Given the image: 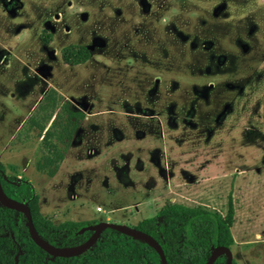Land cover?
<instances>
[{
    "label": "rangeland",
    "instance_id": "rangeland-1",
    "mask_svg": "<svg viewBox=\"0 0 264 264\" xmlns=\"http://www.w3.org/2000/svg\"><path fill=\"white\" fill-rule=\"evenodd\" d=\"M0 165L54 226L153 217L178 250L159 210L230 199L234 262L264 264V0H0Z\"/></svg>",
    "mask_w": 264,
    "mask_h": 264
},
{
    "label": "trees",
    "instance_id": "trees-1",
    "mask_svg": "<svg viewBox=\"0 0 264 264\" xmlns=\"http://www.w3.org/2000/svg\"><path fill=\"white\" fill-rule=\"evenodd\" d=\"M76 55H84L87 50L78 47ZM69 48H67L68 50ZM67 62H76L73 56L65 55ZM43 98H47L52 103L57 100L54 90L46 91ZM53 107H55L53 105ZM43 111L46 107L41 105ZM67 111V120L75 116V112L69 110L65 105L60 107ZM52 109V108H51ZM57 115V113H56ZM55 115V117H56ZM54 117V118H55ZM77 119V118H76ZM54 120V119H53ZM52 120V121H53ZM28 121V122H27ZM30 123L43 131L39 121L33 115L26 119ZM52 124V123H51ZM76 122L71 123L69 133L76 128ZM43 132V141L47 147L51 146L50 137L53 133ZM0 165V181L7 195L19 201H27L34 226L38 233L47 241L58 246H68L84 241L89 235V231L78 234L77 230L85 223L74 225L70 222L54 226L50 221L41 218L37 214L36 208L32 205L36 203V195L29 181L16 176H4ZM15 194L17 197L12 196ZM234 208L232 201L227 202V210L224 216L211 212L207 209L188 207L179 203H169L157 212L156 216H174L185 220L186 230L184 236L185 245L177 249L176 240L170 237L167 232L164 239H161L156 231L150 229L154 226L153 217L141 220L136 227L151 234L161 244L168 264H204L210 250L215 245L230 246L233 243L231 235V225L233 223ZM162 230V225L156 226ZM65 240L69 244H57V241ZM225 255L216 258L213 264H224ZM0 264H160L156 251L146 242L126 236L114 229L106 228L99 238L86 251L79 255L70 257H50V255L37 246L29 237L26 218L23 213L9 209L0 203ZM232 264H236L234 260Z\"/></svg>",
    "mask_w": 264,
    "mask_h": 264
},
{
    "label": "water",
    "instance_id": "water-1",
    "mask_svg": "<svg viewBox=\"0 0 264 264\" xmlns=\"http://www.w3.org/2000/svg\"><path fill=\"white\" fill-rule=\"evenodd\" d=\"M0 203L9 208L16 211H19L24 214L26 218V227L29 234V237L33 240V242L39 246L41 249H43L45 252H47L50 257H70L75 256L83 253L86 251L91 245L96 241V239L99 237L100 232L105 228H111L114 229L122 234L134 237L136 239L142 240L149 244L157 253L160 264H168L163 248L161 244L149 233L140 230L139 228L129 226L124 223H116L111 221H104V220H96L93 223L84 226L78 230L79 233H81L83 230H91V234L89 237L79 243L74 245H68V246H58L55 244L50 243L46 239H44L36 230L33 220L31 211L28 205L27 201H19L15 198L10 197L6 194L4 191L1 181H0ZM225 255V261L224 264H232V251L229 246L226 245H215L211 248L210 253L205 260L204 264H213L216 258L220 255Z\"/></svg>",
    "mask_w": 264,
    "mask_h": 264
},
{
    "label": "flooded vegetation",
    "instance_id": "flooded-vegetation-1",
    "mask_svg": "<svg viewBox=\"0 0 264 264\" xmlns=\"http://www.w3.org/2000/svg\"><path fill=\"white\" fill-rule=\"evenodd\" d=\"M211 212H213V211H211ZM104 221H106V220H104ZM93 222H94V221L89 222V223H85V224L81 225V226L79 227V229L82 228V227H84V226H87V225H89V224H91V223H93ZM111 222H112V221H111ZM133 227H136V226H133ZM136 228H138V227H136ZM79 229H78V230H79ZM105 229H106V228H105ZM105 229H103V230L100 232V235H101V233H102ZM150 229H152V227H150ZM157 229H158V228H157ZM78 230H77V233H78V234H82V233L85 232V231H89V235L91 234V230H87V229H85V230H83L81 233H79ZM140 230H141V229H140ZM152 230H153V229H152ZM142 231H143V230H142ZM145 232H146V231H145ZM167 232H168V231H165V236H166ZM147 233H148V232H147ZM168 233H169V232H168ZM157 234H158V233H157ZM169 234H170V233H169ZM89 235L87 236V238L89 237ZM100 235H99V236H100ZM124 235H125V234H124ZM150 235H151V234H150ZM126 236H128V235H126ZM158 236H159V235H158ZM130 237H131V236H130ZM159 237H160V236H159ZM170 237H171V235H170ZM172 237H173V236H172ZM87 238H86V239H87ZM98 238H99V237H98ZM98 238H97V239H98ZM133 238H134V237H133ZM154 238H155V237H154ZM160 238H161V237H160ZM164 238H165V237H164ZM86 239H85V240H86ZM97 239H96V240H97ZM135 239H136V238H135ZM161 239H162V238H161ZM85 240H84V241H85ZM138 240H139V239H138ZM156 240H157V239H156ZM141 241H142V240H141ZM82 242H83V241H82ZM143 242H144V241H143ZM80 243H81V242H80ZM78 244H79V243H78ZM73 245H74V244H73ZM229 247H230V246H229ZM231 251H232V250H231ZM222 255H224V254H222ZM232 255H233V254H232ZM220 256H221V255H220ZM218 257H219V256H218ZM224 261H225V260H224ZM232 261H233V257H232ZM159 263H160V260H159Z\"/></svg>",
    "mask_w": 264,
    "mask_h": 264
},
{
    "label": "crops",
    "instance_id": "crops-1",
    "mask_svg": "<svg viewBox=\"0 0 264 264\" xmlns=\"http://www.w3.org/2000/svg\"><path fill=\"white\" fill-rule=\"evenodd\" d=\"M40 97H41V96H40ZM40 97H39V98H40ZM38 101H39V99H38L37 101H35V103L33 104V107L31 106L32 109L36 106V104L38 103ZM32 109H31V110H32ZM31 110H30V111H31ZM30 111H29L28 113H26L23 117H21V118L18 120V122H19V121H21V122H20V124H17V125H19V126L16 125V127H20V125H21V124L26 120V118L29 116ZM18 122H17V123H18ZM16 127H15V129H16ZM17 129H18V128H17ZM18 130H19V129H18ZM18 130H17V131H18ZM14 133H16V132H14ZM13 135H14V134H13ZM20 148H21V147H20ZM22 149H25V148L22 146ZM26 165H27V163L25 162L24 166H26ZM17 177L20 178L21 176L18 175Z\"/></svg>",
    "mask_w": 264,
    "mask_h": 264
}]
</instances>
